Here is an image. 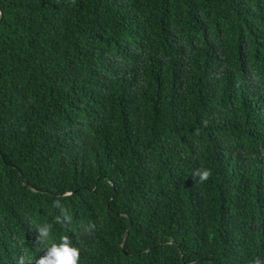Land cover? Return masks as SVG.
Masks as SVG:
<instances>
[{
    "label": "trees",
    "instance_id": "16d2710c",
    "mask_svg": "<svg viewBox=\"0 0 264 264\" xmlns=\"http://www.w3.org/2000/svg\"><path fill=\"white\" fill-rule=\"evenodd\" d=\"M0 11V264L56 199L79 264H264V0Z\"/></svg>",
    "mask_w": 264,
    "mask_h": 264
},
{
    "label": "clouds",
    "instance_id": "9594fccd",
    "mask_svg": "<svg viewBox=\"0 0 264 264\" xmlns=\"http://www.w3.org/2000/svg\"><path fill=\"white\" fill-rule=\"evenodd\" d=\"M211 175L210 169L201 167L193 172L192 177L195 179L196 184H203L208 181ZM53 207L59 210L53 222L37 224L34 227V233L36 234L35 244L37 249H42L44 255L39 259L27 258L21 255L17 259V264H79L82 251L81 246L74 245L68 235L62 236L59 243L52 242L51 240L54 225L59 224L70 228L73 223L72 215L61 204L59 199L54 201ZM95 231L96 225L94 223L89 222L86 225H80V232L83 237L91 238L95 235ZM77 244L83 245L84 241L78 239ZM256 264H259V260H257Z\"/></svg>",
    "mask_w": 264,
    "mask_h": 264
},
{
    "label": "water",
    "instance_id": "95a60500",
    "mask_svg": "<svg viewBox=\"0 0 264 264\" xmlns=\"http://www.w3.org/2000/svg\"><path fill=\"white\" fill-rule=\"evenodd\" d=\"M0 15H1V11H0ZM1 18V17H0ZM126 235V234H125Z\"/></svg>",
    "mask_w": 264,
    "mask_h": 264
}]
</instances>
